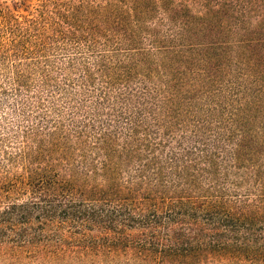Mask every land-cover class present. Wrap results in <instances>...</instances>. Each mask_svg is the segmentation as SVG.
<instances>
[{"label": "trees", "instance_id": "obj_1", "mask_svg": "<svg viewBox=\"0 0 264 264\" xmlns=\"http://www.w3.org/2000/svg\"><path fill=\"white\" fill-rule=\"evenodd\" d=\"M0 21V264H264V0Z\"/></svg>", "mask_w": 264, "mask_h": 264}, {"label": "rangeland", "instance_id": "obj_2", "mask_svg": "<svg viewBox=\"0 0 264 264\" xmlns=\"http://www.w3.org/2000/svg\"><path fill=\"white\" fill-rule=\"evenodd\" d=\"M5 1L13 2V0H5ZM37 4H38L37 1H36V3L34 2V5L37 6ZM19 10L21 12V19H23V20H25V16L30 17V16H33V14L36 15V12H34L33 10H32L31 14L29 12L25 11L24 9H19ZM30 37L33 41L36 40V36H30ZM30 37H27L26 40H29ZM11 38H12V35L3 26V23H0V46H8L11 43ZM7 52H9V53H7L9 55L11 50H7Z\"/></svg>", "mask_w": 264, "mask_h": 264}]
</instances>
